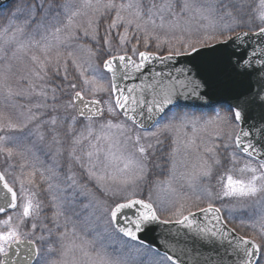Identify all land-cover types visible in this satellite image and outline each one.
Wrapping results in <instances>:
<instances>
[{
	"label": "snow or ice",
	"instance_id": "6c2138e0",
	"mask_svg": "<svg viewBox=\"0 0 264 264\" xmlns=\"http://www.w3.org/2000/svg\"><path fill=\"white\" fill-rule=\"evenodd\" d=\"M4 7L0 264L264 260V0Z\"/></svg>",
	"mask_w": 264,
	"mask_h": 264
},
{
	"label": "rangeland",
	"instance_id": "374dc122",
	"mask_svg": "<svg viewBox=\"0 0 264 264\" xmlns=\"http://www.w3.org/2000/svg\"><path fill=\"white\" fill-rule=\"evenodd\" d=\"M7 15H8V13H5L3 16H0V20H3ZM193 27H195V24H193ZM174 35H175V36H180L181 33H180V32H177V33H175ZM184 36H185V38H187V35H186V34H184ZM177 46H179V45H177ZM209 46H211V45H209ZM139 50H143L142 45H141V47H140ZM165 55H166V54H165ZM133 58H134V59H137V57H133ZM69 72H70V73L72 72V69H71V68L69 69ZM168 144H169V141H168V140H165V141H164V144H163L161 147H163V148L165 149V151H167V150H168ZM237 152H238V150H237ZM159 156L161 157V161L158 160ZM162 157H167V155H166V154H165V155H162L160 152H157V154H156V158H154V160L150 162V163L153 165V171L156 173V179L161 180V181L168 179V177H169L168 169H169V167H170V164H169L168 160L163 161V160H162ZM188 159H189V160H192V159H194V156L190 154V155L188 156ZM243 159H245V158H244V157H241L242 162H243ZM157 164L159 165V167H155V165H157ZM165 165H166V167H165ZM3 167H4V166H3V163L0 162V170H2ZM180 170L183 171L184 169L181 168ZM223 174H224V170H222V169H218V170H217V173H216V176L218 177V176L223 175ZM7 178H8L9 181L11 182L12 177H11V176H8ZM225 178H226V177H225ZM37 179L39 180V177H37ZM214 183H215V177H214ZM165 187H166V186H165ZM177 187H179V185H177ZM183 190H184L186 193H188V192L191 191V190L188 189L187 187H185ZM40 195H41V197L44 196V193H43V190H42V189H41ZM161 195H166V193H161ZM141 198H142V197H141ZM205 206H206V205H205ZM14 214H15V212H13V213H11V214H8V215H13V216H14ZM225 214H226V213H225ZM6 216H7V215H6ZM6 216L2 217L0 220H2L3 218H6ZM233 216H234V217H237V219H234V220H233V223H238V216H239V214L236 213V212H234V213H233ZM230 226H232V225L230 224ZM0 230H2V228H0ZM261 264H264V260H261Z\"/></svg>",
	"mask_w": 264,
	"mask_h": 264
},
{
	"label": "water",
	"instance_id": "95a60500",
	"mask_svg": "<svg viewBox=\"0 0 264 264\" xmlns=\"http://www.w3.org/2000/svg\"><path fill=\"white\" fill-rule=\"evenodd\" d=\"M12 2H13V0H0V10L7 9L4 6L5 5H10V4H12ZM208 51L209 52L212 51L211 46H209ZM212 55H213V58H215V59H225L227 54L226 53H221V52H216V53H212ZM190 60H192L191 56H187V55L174 56L173 60L168 63V67L171 68L173 66H176V67H185V66H187V67L191 68V67H193L192 64L185 65V61H190ZM148 67H154V69L156 71H159L161 68L164 67V65H161V64L156 63V62H152V64L148 65L145 68V72L146 73H147ZM135 82L139 83L138 81H135ZM126 83L128 84V86H131L132 83H134V81H127ZM218 106L219 105H217V107ZM12 211H14V210H10L9 212H12ZM9 212H7V213H9ZM7 213H5V214H7ZM155 227L159 229V231H157L155 233L156 236H160L162 234H166V230L167 229H172L174 231L175 228H176L175 225H156Z\"/></svg>",
	"mask_w": 264,
	"mask_h": 264
},
{
	"label": "trees",
	"instance_id": "16d2710c",
	"mask_svg": "<svg viewBox=\"0 0 264 264\" xmlns=\"http://www.w3.org/2000/svg\"><path fill=\"white\" fill-rule=\"evenodd\" d=\"M5 13H8V9L6 11H0V16H3ZM164 54H167L166 52ZM219 108V107H218ZM158 160L161 161V157L159 156ZM162 160L165 161L167 160V157H162ZM166 167V165H165ZM261 264V263H260Z\"/></svg>",
	"mask_w": 264,
	"mask_h": 264
}]
</instances>
